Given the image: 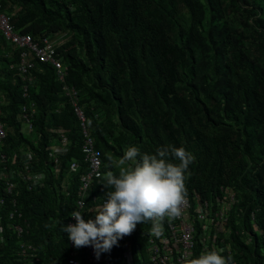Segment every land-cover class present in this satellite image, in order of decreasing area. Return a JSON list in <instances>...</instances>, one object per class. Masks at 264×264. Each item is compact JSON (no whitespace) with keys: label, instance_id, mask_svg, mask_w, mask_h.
Wrapping results in <instances>:
<instances>
[{"label":"trees","instance_id":"trees-1","mask_svg":"<svg viewBox=\"0 0 264 264\" xmlns=\"http://www.w3.org/2000/svg\"><path fill=\"white\" fill-rule=\"evenodd\" d=\"M0 10L20 33L67 38L57 49L67 67L65 81L54 65L36 60L28 85L18 66L21 49L0 34L2 118L8 127L0 167L13 166L3 163V154L22 160L31 152L35 168L46 174L44 186L29 190L21 183L19 194L6 193L0 181V264H22L14 224L24 226L23 239L36 247V264H69L73 249L62 222L69 224V213L78 208L89 165L65 84L78 91L103 174L108 157L119 159L129 145L150 153L186 147L195 156L187 194L214 199L220 186L233 188L239 198L231 220L239 264H262L264 238L246 244L242 231L255 235L253 211L264 227V0H0ZM33 103L34 130L25 131L23 108ZM58 128L69 142L55 173L48 149L59 140ZM73 161L78 172L70 170ZM105 191L96 177L81 211L90 212ZM150 224H137L102 256L110 264H127L124 252L132 243L137 259ZM77 257L91 264L83 251Z\"/></svg>","mask_w":264,"mask_h":264},{"label":"built area","instance_id":"built-area-1","mask_svg":"<svg viewBox=\"0 0 264 264\" xmlns=\"http://www.w3.org/2000/svg\"><path fill=\"white\" fill-rule=\"evenodd\" d=\"M12 16L0 10V34H2L7 42L21 49L19 71L23 75L24 80L28 81V85L32 83L31 69L34 68L36 60L44 63H50L55 66L59 74L60 80L65 81L67 67L62 62L57 49L63 45L67 38L63 35H58L57 38L43 36L35 38L30 33H20L16 30ZM26 88V93L28 90ZM65 93L71 99L75 111L81 120V126L85 136L82 151L85 155V161L89 165V171L82 177L83 185L80 188L79 199L77 201L78 208L81 210L86 205L85 194L93 180L103 175L102 166L103 159L99 149L95 144V139L90 130L86 126L87 118L83 108L79 104L78 91L75 87L64 85ZM4 97L0 93V143L4 141L8 134L3 115ZM23 123L28 131L34 130L33 114L35 112V104L30 108L24 106ZM58 142L49 148L48 156L50 164L56 173L61 171V155L66 152L68 146V136L64 128H58ZM1 160L3 163L11 162L13 165L10 169L5 165L0 167V181L3 180V188L6 193H13L21 183L28 186V189H35L39 186H44L45 173L41 169L35 168V161L31 152L27 153L26 158H5L3 154ZM80 164L73 161L70 165L72 172H78ZM13 177V178H11ZM239 198L237 192L226 185L220 186L219 193L214 199L204 198L199 192L194 191L192 194H187L184 204L182 205L183 214L180 218L169 220L167 218L162 221V234L156 236L152 234L150 224L147 234H142L145 238V247L137 246V259L135 257L132 243H128L124 257L127 264H186L185 257H193L199 255L202 251L209 249H223L225 257L231 258V264H239L238 256L240 253L236 247V241L232 239V211L238 204ZM250 222L252 223L253 232L242 231L244 242L246 244H254L259 237L264 238V227L260 224L259 215L253 211L250 214ZM260 222V223H259ZM70 224L76 223L75 218L71 217ZM2 226L0 223V243L4 242L2 235ZM13 232L19 237L18 245V261L22 264H36V254L33 252L36 247L24 240L25 228L22 224H14ZM255 236V238H254ZM258 237V238H259ZM260 254L262 264H264V244H261ZM70 247L73 249L69 264H81L78 255L81 251L86 254L91 264H100L110 262L102 256L97 257L93 246L76 247L74 242L70 241ZM258 258V256H256Z\"/></svg>","mask_w":264,"mask_h":264},{"label":"clouds","instance_id":"clouds-1","mask_svg":"<svg viewBox=\"0 0 264 264\" xmlns=\"http://www.w3.org/2000/svg\"><path fill=\"white\" fill-rule=\"evenodd\" d=\"M24 130L28 131L25 127ZM108 161L101 177L107 191L96 200L99 202L90 212L76 208L69 213L76 223L62 222L67 238L78 248L93 246L98 258L130 235L137 224L151 222L152 234L159 236L165 218L172 220L182 216L187 196L186 174L195 156L184 146L167 145L150 153L129 145L119 159L109 156ZM45 182L46 177L44 185ZM85 213H89L88 218ZM185 260L186 264H231V258L225 257L223 249L205 250Z\"/></svg>","mask_w":264,"mask_h":264},{"label":"rangeland","instance_id":"rangeland-1","mask_svg":"<svg viewBox=\"0 0 264 264\" xmlns=\"http://www.w3.org/2000/svg\"><path fill=\"white\" fill-rule=\"evenodd\" d=\"M254 238H255V236H254Z\"/></svg>","mask_w":264,"mask_h":264}]
</instances>
